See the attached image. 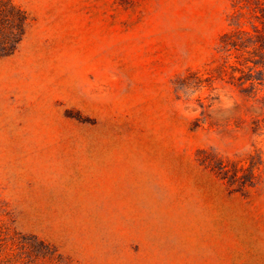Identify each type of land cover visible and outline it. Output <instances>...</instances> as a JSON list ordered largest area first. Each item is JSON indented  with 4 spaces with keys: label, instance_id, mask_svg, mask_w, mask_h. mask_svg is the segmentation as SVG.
<instances>
[{
    "label": "rangeland",
    "instance_id": "obj_1",
    "mask_svg": "<svg viewBox=\"0 0 264 264\" xmlns=\"http://www.w3.org/2000/svg\"><path fill=\"white\" fill-rule=\"evenodd\" d=\"M12 1L0 264H264L263 65L241 85L217 51L234 0Z\"/></svg>",
    "mask_w": 264,
    "mask_h": 264
},
{
    "label": "trees",
    "instance_id": "obj_2",
    "mask_svg": "<svg viewBox=\"0 0 264 264\" xmlns=\"http://www.w3.org/2000/svg\"><path fill=\"white\" fill-rule=\"evenodd\" d=\"M256 4L253 10L260 9V16L251 15V18L261 21V28L253 27L252 32H248L242 28V20L245 16V10L250 9L251 4ZM264 0H234L232 3V11L230 12L229 20L233 30L224 32L217 45V51L220 54L222 65L226 66L232 73L240 72L243 75L248 73L247 77H243L240 84L242 85L247 80H250V86L254 88L255 78L253 72L260 65L263 68L260 71L258 80L264 84ZM256 7H258L256 9ZM27 16L20 6L16 5L12 0H0V57L12 53L18 43L21 41L26 28ZM260 55V62L250 60L252 56ZM247 55L250 56L247 57ZM233 63H230V62ZM249 61L252 64H249ZM218 68V67H217ZM216 68V70H217Z\"/></svg>",
    "mask_w": 264,
    "mask_h": 264
}]
</instances>
